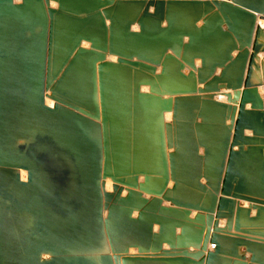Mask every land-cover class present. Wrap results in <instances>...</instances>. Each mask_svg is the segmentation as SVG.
Masks as SVG:
<instances>
[{"label":"water","instance_id":"1","mask_svg":"<svg viewBox=\"0 0 264 264\" xmlns=\"http://www.w3.org/2000/svg\"><path fill=\"white\" fill-rule=\"evenodd\" d=\"M0 264H264V0H0Z\"/></svg>","mask_w":264,"mask_h":264},{"label":"bare ground","instance_id":"2","mask_svg":"<svg viewBox=\"0 0 264 264\" xmlns=\"http://www.w3.org/2000/svg\"><path fill=\"white\" fill-rule=\"evenodd\" d=\"M56 5V4H55ZM49 104H52V102L49 101ZM167 115H170V117H167ZM166 115V119H170L171 118V114H167ZM24 175V174H23ZM107 188L110 190L111 189V184L110 182H107Z\"/></svg>","mask_w":264,"mask_h":264},{"label":"crops","instance_id":"3","mask_svg":"<svg viewBox=\"0 0 264 264\" xmlns=\"http://www.w3.org/2000/svg\"><path fill=\"white\" fill-rule=\"evenodd\" d=\"M52 6H56L55 3H52ZM167 117H170V115H167ZM166 120H169V119H166Z\"/></svg>","mask_w":264,"mask_h":264},{"label":"rangeland","instance_id":"4","mask_svg":"<svg viewBox=\"0 0 264 264\" xmlns=\"http://www.w3.org/2000/svg\"><path fill=\"white\" fill-rule=\"evenodd\" d=\"M113 60H115V59L113 58ZM145 90H147V89H145ZM108 182H110V181H108ZM110 184H112V183L110 182Z\"/></svg>","mask_w":264,"mask_h":264}]
</instances>
